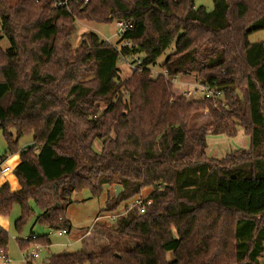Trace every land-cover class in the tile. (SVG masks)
Wrapping results in <instances>:
<instances>
[{"label":"trees","instance_id":"16d2710c","mask_svg":"<svg viewBox=\"0 0 264 264\" xmlns=\"http://www.w3.org/2000/svg\"><path fill=\"white\" fill-rule=\"evenodd\" d=\"M55 1L0 0V164L16 153L20 160L12 171L19 189L0 185V218L17 207L21 233L35 206V224L70 233L74 194L99 199L118 185L120 195L104 202L115 213L149 190L143 214L116 220V235L134 246L114 250L111 240L49 264H263L264 221L256 218L264 216V43L248 39L264 32V0H211V11L197 0H75L69 11ZM115 21L130 24L116 46L87 32L72 48L76 22ZM171 46L159 65L166 78H152ZM134 56L140 65L122 79L121 57ZM179 77L221 96L176 97L170 81ZM240 132L248 152L207 157L208 135ZM25 136L32 144L18 151ZM8 240L0 229V249ZM35 244L49 241L18 242Z\"/></svg>","mask_w":264,"mask_h":264},{"label":"rangeland","instance_id":"374dc122","mask_svg":"<svg viewBox=\"0 0 264 264\" xmlns=\"http://www.w3.org/2000/svg\"><path fill=\"white\" fill-rule=\"evenodd\" d=\"M17 0H10L11 3H15ZM197 6H203L207 11H211L212 9V1L211 0H197ZM75 32L71 38V46L75 48L80 40L81 36L87 32L93 33L98 36V38L107 43L111 46H116L117 42L119 41L120 37L116 35L115 29V22L111 23L110 25H96V24H89L85 22H76L74 25ZM251 43L262 42L264 43V32L254 34L251 38L248 39ZM2 48L6 49V45L3 43L1 44ZM173 46H171L157 61L152 69L154 72L159 73V65L162 64L164 59L167 55L172 52ZM129 63V62H128ZM120 77L122 79H126L131 75L130 69H128L127 63L119 62L118 63ZM193 77H179L177 78V83L173 85V93L176 97H180L182 91L185 90V85L193 83ZM200 97L195 96L194 100H198ZM200 100V99H199ZM207 120V115L203 114L200 117L195 119V124H201ZM13 140H16V137L13 136ZM32 144V137L25 136L17 141V149L18 151L23 150L24 148L29 147ZM206 155L208 158L221 160L224 159L227 155L234 153V152H248L250 141L247 136L243 133H238L234 138H226L223 136H212L208 135L206 138ZM100 147L97 143L95 145V150L99 151ZM6 151V142L3 137L2 131L0 130V156H3ZM241 154V153H240ZM240 154L235 155L236 158L240 156ZM12 157H17L19 160V154H15L12 156L7 157L8 159ZM6 159V160H8ZM232 162V159H229ZM233 163V162H232ZM3 166L7 167L10 165L8 162H3ZM12 168H9L8 175L12 177ZM2 176H0L1 178ZM2 181V180H1ZM17 186L18 182L15 179ZM9 184L8 181H6ZM9 187H13L12 185ZM144 196H147L150 191L143 190L142 191ZM113 195V188H105L103 195L99 199L91 198L89 192L83 191L79 194H74L72 196L73 204L70 205L66 211V219L71 225V231L68 235H60L59 232H51L45 226H41L39 224H35V217L39 214V211L32 206L34 210V217L29 219L26 223L24 228L22 229L21 233H17L14 229V222L19 217V209L17 207L14 208L12 214L8 219L9 221V228L7 231L9 240L8 245L6 248V255L8 257L9 262L6 264H49V259L52 256L64 255V254H73L80 251H85L84 244H86V248L88 250L92 249H100L101 247L105 246L110 239L113 240L114 250L119 248L125 247H132L136 244L135 241L130 239H124L118 237L115 232L116 221L111 222L106 220V216L108 215H120L124 210L123 204L120 206L118 212L115 213H108L104 211V201L107 197H111ZM100 217L101 219L95 222V219ZM258 223H263L264 216L256 218ZM89 228V229H88ZM104 231V232H102ZM31 232L36 235V237H47L49 241V246L43 247L41 246L39 249H36L34 246L28 245L26 248L21 249L18 245L20 240H24L25 238L29 237ZM103 233V234H102ZM102 235V236H101ZM107 235L106 239L104 236ZM78 237L83 239L82 242L78 241ZM83 237V238H82ZM116 240H120V244H115ZM123 242H128V245H124ZM123 243V245H122ZM33 252H36L39 256L38 259L34 260H26L27 256ZM168 260H171V255L167 256ZM261 262H264V255L261 258ZM0 264H5L0 261Z\"/></svg>","mask_w":264,"mask_h":264},{"label":"built area","instance_id":"2783aa9c","mask_svg":"<svg viewBox=\"0 0 264 264\" xmlns=\"http://www.w3.org/2000/svg\"><path fill=\"white\" fill-rule=\"evenodd\" d=\"M75 0H56L53 3V8L55 9H65L69 11L70 9V4L74 3ZM84 4H87V0L85 1ZM115 29H116V35L118 37H122L125 35L129 30H130V24L125 21H115ZM107 45H110L105 41ZM120 46L122 47H130L129 42L123 41L121 42ZM120 62H125L127 63L128 69L130 71H135L138 66L141 63V59L138 56H134L132 58L131 63H128L123 57H121ZM152 78H157L158 76L162 75L164 78H166V74L163 72L156 73L152 70L151 72ZM172 85L177 83V78L173 79L170 81ZM185 90L182 91L180 97L185 98L187 100H194L195 96H199V99H214L217 100L220 98L221 94L219 92H216L214 90L209 89L208 87L202 86L199 82L193 81L191 84L185 85ZM198 99V100H199ZM9 173V168L3 166V164H0V176H4ZM151 205V201L147 199V196H144L143 193L141 192L140 195L134 197L129 201V203L125 206L124 210L122 211V214L120 215H108L106 216V220H109L111 222H115L120 216H125L127 213L130 211L136 210L139 214H143L145 211V208ZM101 218L97 217L95 219V222L99 221ZM60 235H66L65 231H59ZM36 236L32 235L27 238H25L23 241H28V240H35ZM34 247L36 249H39L41 246L35 244ZM39 256L36 252H33L29 254L26 258V260H34L37 259ZM0 261L3 263H8V257L6 255V251L3 249H0ZM264 264V263H263Z\"/></svg>","mask_w":264,"mask_h":264},{"label":"crops","instance_id":"0c3cea01","mask_svg":"<svg viewBox=\"0 0 264 264\" xmlns=\"http://www.w3.org/2000/svg\"><path fill=\"white\" fill-rule=\"evenodd\" d=\"M252 37V36H251ZM250 37V38H251ZM6 162H8L10 165H13V167H11V166H7L8 168H12V169H14L18 164H19V161H18V159H17V157H12V158H10V159H8V160H6L5 161V164H6ZM11 169V170H12ZM2 180V181H1ZM6 181H8L9 182V184H10V186L12 185L13 187L11 188L10 187V189H11V191H16V190H18L19 189V187L17 186V183H16V181H15V178H14V176H12V177H10L8 174H6V175H4V176H2L1 178H0V185H2L3 183H5ZM105 202V201H104ZM8 228H9V221H8V219L7 218H0V229H2V230H4V231H8ZM89 229V228H88ZM102 232H104V231H102ZM31 234L32 235H34V236H36L35 234H33L32 232H31ZM69 233H66V235H68ZM103 234V233H102ZM102 236V235H101ZM106 239H108L107 238V235H105L104 236ZM83 238V237H82ZM112 239H110V241H111ZM78 241H80V242H82L83 241V239H81V238H79L78 237ZM109 241V242H110ZM109 242H107V244H109ZM121 243V241L120 240H116L115 241V244H120ZM82 244H83V246H84V249H85V251H89V252H95V251H97L98 249H95V250H92V249H90V250H88L87 248H86V244H84L83 242H82ZM106 244V245H107ZM7 252V251H6ZM39 258V257H38ZM37 258V259H38ZM36 260V259H35Z\"/></svg>","mask_w":264,"mask_h":264},{"label":"water","instance_id":"95a60500","mask_svg":"<svg viewBox=\"0 0 264 264\" xmlns=\"http://www.w3.org/2000/svg\"><path fill=\"white\" fill-rule=\"evenodd\" d=\"M121 187L118 185L113 186V195L115 198H117L121 193Z\"/></svg>","mask_w":264,"mask_h":264}]
</instances>
